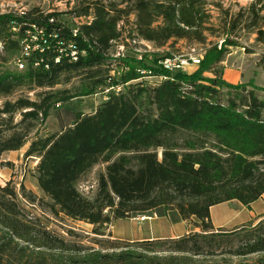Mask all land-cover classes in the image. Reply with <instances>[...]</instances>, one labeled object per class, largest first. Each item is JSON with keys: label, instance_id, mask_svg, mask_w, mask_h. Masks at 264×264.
Segmentation results:
<instances>
[{"label": "trees", "instance_id": "trees-1", "mask_svg": "<svg viewBox=\"0 0 264 264\" xmlns=\"http://www.w3.org/2000/svg\"><path fill=\"white\" fill-rule=\"evenodd\" d=\"M205 3L83 0L71 11L72 18L84 19L75 23L38 8L0 13V98L41 90L34 99L18 96L0 106V157L20 149L51 110L102 93L92 112L77 113L57 132L35 135L24 153L38 158L33 176L49 210L92 225L99 236L111 221L159 207L176 210L183 220L196 218L199 229L100 248L70 243L28 219L7 182L0 185V264H264V218L225 230L215 229L209 217L212 205L232 199L249 205L264 194V100L255 92L264 88L226 82L219 69L228 46L236 45L230 36L243 13L224 25L220 47L207 49L192 70L164 69L160 62L169 52L154 53L149 64L144 56L110 54L123 31L124 39L155 49L182 40L204 43L206 32L212 34ZM245 11L244 28L264 42V0H251ZM11 58L22 68H5ZM141 69L160 81L144 83ZM207 71L213 77L204 76ZM75 77L77 86L55 88ZM224 89L236 93L221 102ZM15 113L20 120L13 123ZM98 164L104 168L95 192L85 196L78 184Z\"/></svg>", "mask_w": 264, "mask_h": 264}, {"label": "rangeland", "instance_id": "rangeland-1", "mask_svg": "<svg viewBox=\"0 0 264 264\" xmlns=\"http://www.w3.org/2000/svg\"><path fill=\"white\" fill-rule=\"evenodd\" d=\"M82 1L83 0H0V13L10 11L21 12L38 8L44 12L60 13V17L67 23H75L84 20L72 18L70 15L74 7L81 4ZM205 2L206 9L210 14L207 25L212 34L209 31L206 32V40L204 43L197 44L182 40L177 41V43L172 46L155 49L148 42H133L129 38L124 39L127 33L123 31L120 41L111 47L110 54L113 57L130 56L136 57V59H140L141 56H144L147 64L151 63V59H154V53L158 56L168 52L173 54H187L188 52H193L199 56H203L207 49L215 45H217L218 48L220 47L224 38L221 36L224 25L230 23L233 17L240 12L243 13L245 19L243 18L242 21L240 20L233 28L230 39H233L236 45L228 46L223 60L219 63L220 74L222 79L229 83H231L234 77L233 75H235L238 77V82L235 84L251 83L255 87L264 88V42L257 40V33L255 30H247L244 28L243 22L246 20L245 9L248 7L251 0H205ZM261 15H264V11H262ZM129 20H133L132 15H130ZM122 23L123 22L120 23V26ZM259 23L262 31H264V19H261ZM127 27L128 26L125 28L127 29ZM33 40L34 39H32V41ZM29 43H31V41ZM121 43H125V45H121ZM4 67L10 70L19 69L12 58L5 63ZM193 68V66L189 67L186 71L192 70ZM115 70L116 75H119L120 68L114 66V71ZM140 74L144 75L142 79L146 84L154 85L160 81V78L151 75L146 69H141ZM203 75L206 77H213V74L208 71L204 72ZM78 83L79 79L75 77L69 83L57 85L55 88L63 89L75 87ZM250 88L249 86L247 87V89ZM36 91L41 90L39 89ZM36 91L21 90L12 96L0 98V106L5 100H14L18 96H28L34 99V93ZM255 92L260 99L264 100V90H255ZM235 93L236 92L233 90H222L220 93V101L225 102L229 97L233 98ZM103 100L104 94L96 93L95 95L74 98L60 105L49 112L48 117L42 124L36 125V129L29 133L27 142L20 149L5 151L0 157V185H4L8 182L10 186L15 189L16 201L28 219L36 220L47 230L63 238L67 242L78 243L83 246L94 248H100L101 246L107 245L109 241L114 240L129 242L136 240L115 238L111 234L113 221L105 226L103 230L104 235L99 236L92 232V225L90 224L70 219L63 214H53L47 206L48 199L43 196L33 176L34 167L38 162V158L34 156L25 157L24 153L35 135L42 136L61 130L74 121L77 113L92 112ZM19 120L20 115L15 113L12 116V122L16 123ZM157 151L160 157L161 150L158 149ZM103 168L104 164L96 165L85 179L81 181V184L87 185L91 182H96L97 174ZM95 188L96 186L90 190L87 196H92L95 192ZM22 189H24V192L31 194L30 198L28 195L23 194ZM134 215L135 214H132L131 216ZM115 227L116 231L124 237L130 236L133 230L132 224L130 225L127 219L117 220L115 222ZM197 231H199V229ZM232 259L234 262L238 260L237 258Z\"/></svg>", "mask_w": 264, "mask_h": 264}, {"label": "crops", "instance_id": "crops-1", "mask_svg": "<svg viewBox=\"0 0 264 264\" xmlns=\"http://www.w3.org/2000/svg\"><path fill=\"white\" fill-rule=\"evenodd\" d=\"M233 76L231 83L235 84L238 82V77ZM209 217L215 229L232 230L244 224H256L264 218V194L249 205H244L236 199L212 205L209 208ZM124 219H127L130 225L132 224V233L128 237L119 234L115 227V222L119 220L117 219L111 226V234L115 238L126 240L177 238L198 230L195 226L197 220L194 217L183 220L176 210H166L163 207Z\"/></svg>", "mask_w": 264, "mask_h": 264}, {"label": "built area", "instance_id": "built-area-1", "mask_svg": "<svg viewBox=\"0 0 264 264\" xmlns=\"http://www.w3.org/2000/svg\"><path fill=\"white\" fill-rule=\"evenodd\" d=\"M28 46L25 45V52L27 54ZM71 55H75L74 51H71ZM202 56H199L196 53L188 52L187 54H172L169 57H166L165 60H162L160 63L162 67L168 71H186L188 66H193L199 64ZM19 68H22V65L19 64ZM96 186V182H91L90 184L83 185L81 182L78 184V190L81 194L87 196Z\"/></svg>", "mask_w": 264, "mask_h": 264}, {"label": "bare ground", "instance_id": "bare-ground-1", "mask_svg": "<svg viewBox=\"0 0 264 264\" xmlns=\"http://www.w3.org/2000/svg\"><path fill=\"white\" fill-rule=\"evenodd\" d=\"M73 59H74V60L76 59L74 55H73ZM163 60H165V59H163Z\"/></svg>", "mask_w": 264, "mask_h": 264}]
</instances>
